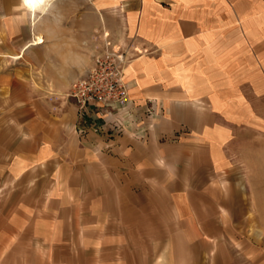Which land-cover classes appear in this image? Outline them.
I'll return each mask as SVG.
<instances>
[{"label":"crops","instance_id":"1","mask_svg":"<svg viewBox=\"0 0 264 264\" xmlns=\"http://www.w3.org/2000/svg\"><path fill=\"white\" fill-rule=\"evenodd\" d=\"M98 1V11H115L117 18L88 21V39L97 38L89 50L103 53L110 40L142 51L134 53L125 71L138 123L81 136L78 106L65 92L72 74L90 60L66 57L72 72H63L55 97L44 94L32 101L25 120L32 162L46 171H71L75 181L88 172L103 180L112 202L121 205L124 229L130 220L138 231L147 219L159 237L224 236L223 230H212L220 228L217 219H225L226 188L234 186L222 175L228 167L223 108L240 100L242 82L248 91L264 90L256 84L257 76L264 78V0ZM13 5L15 17H32L24 0ZM150 101L165 109V116L151 124L142 116ZM161 218L179 219L191 229L171 231Z\"/></svg>","mask_w":264,"mask_h":264},{"label":"rangeland","instance_id":"2","mask_svg":"<svg viewBox=\"0 0 264 264\" xmlns=\"http://www.w3.org/2000/svg\"><path fill=\"white\" fill-rule=\"evenodd\" d=\"M18 1L22 0H0V264H264V90L248 91V84L242 82L240 100L223 108L228 167L222 175L225 183L234 186L226 188L225 219L216 220L220 228H210L223 230L224 236L214 232L159 237L153 235L147 219L139 222L138 231L133 228L136 221L130 220L124 229L121 205L112 202L103 180L88 172L79 173L82 178L75 181L71 171H43L32 162L25 120L32 101L45 98L44 94L55 97L64 82L63 72H72L66 57L90 60L76 70L78 74L71 73L65 93L72 98L73 85L87 75L98 56L132 49L131 62L134 53L142 51L134 50L131 43L110 40L103 53L89 50L97 38L88 39V21L117 18L115 11H98V0H55L36 27L33 16L12 15ZM24 5L32 15L26 0ZM39 35V43L26 50ZM256 78L258 88H264V78ZM152 104L142 113L150 124L153 118L165 116L163 107ZM135 109L124 116L120 130L127 122L138 123ZM90 122L89 128L103 125L102 134L112 126L101 120ZM79 124L80 117L76 129ZM163 222L174 232L190 228L179 219L161 218Z\"/></svg>","mask_w":264,"mask_h":264},{"label":"built area","instance_id":"3","mask_svg":"<svg viewBox=\"0 0 264 264\" xmlns=\"http://www.w3.org/2000/svg\"><path fill=\"white\" fill-rule=\"evenodd\" d=\"M132 49L108 52L106 56H98L87 75L79 79L74 85L71 97L79 109V124L77 131L87 135V128L102 134L103 125L91 126V122L101 120L105 124H112L120 130L124 116L132 109L128 97L125 80V70L131 60ZM86 129V130H85Z\"/></svg>","mask_w":264,"mask_h":264},{"label":"bare ground","instance_id":"4","mask_svg":"<svg viewBox=\"0 0 264 264\" xmlns=\"http://www.w3.org/2000/svg\"><path fill=\"white\" fill-rule=\"evenodd\" d=\"M27 4L32 11L33 26L36 27L41 16L47 14L51 6H53L55 0H26ZM41 40V36H36L35 41L32 45L38 44Z\"/></svg>","mask_w":264,"mask_h":264}]
</instances>
